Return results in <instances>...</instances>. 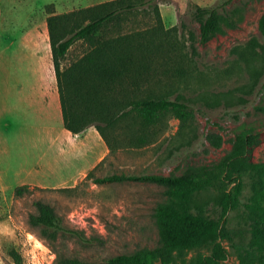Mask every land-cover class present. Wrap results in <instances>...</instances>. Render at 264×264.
Returning <instances> with one entry per match:
<instances>
[{"label":"rangeland","instance_id":"obj_1","mask_svg":"<svg viewBox=\"0 0 264 264\" xmlns=\"http://www.w3.org/2000/svg\"><path fill=\"white\" fill-rule=\"evenodd\" d=\"M108 1L112 0H19L17 18L21 34H31L34 29L37 33L44 32L49 9L63 14ZM219 1L159 0L164 26L177 29L173 40L179 42L182 55H186L183 62L176 63L185 69V76L168 72L161 85L166 93H172V98L180 96L196 108V119L188 129L181 131L180 122L167 116L151 131L152 143L132 148L127 147L128 139L137 127L132 120L126 121L107 131L113 146L119 147L111 153L94 127L77 136L60 133V129H65L60 116L51 123L56 142L52 151L49 139L45 142L39 134L29 146L27 140L13 135L6 139V146L15 141L18 150L14 151L12 145L11 152L4 155L7 172L6 176L0 175V264H16L14 254L19 255L23 264H55L53 247L95 264H104L105 259L115 255L158 247L160 239L153 215L159 204L167 202L165 188L132 181L96 184L95 178L114 174L195 177L218 167L231 153L240 134L252 138L246 159L264 162V59L248 58L244 62L233 53L255 38L264 45L259 31L264 0H232L228 8L239 10L238 26H224L223 32L207 43L198 41L197 54H193L188 33L194 32L199 37L196 11ZM154 24L153 12L147 10L126 18L122 29L129 32ZM88 50L84 43H76L62 67L70 66ZM12 128L7 130L13 132ZM219 138L221 146L215 147L212 142ZM99 151L102 153L92 169L75 180L63 182L88 166ZM51 160L53 169L49 166ZM254 182L253 175L243 177L241 203L250 201ZM23 185H29L30 190L16 196L15 190ZM232 187L233 184L226 185L227 189ZM216 196L217 190L211 189L200 198L206 203L204 214L219 219ZM38 200L50 204L65 224L84 231L93 243L83 244L69 235L60 236L53 244L44 239L40 230L29 224ZM225 220L230 237L221 240L227 258L219 264H262L259 258L240 251L250 240V219L245 209L239 206ZM212 251L213 245L176 251L172 264H193L199 256Z\"/></svg>","mask_w":264,"mask_h":264},{"label":"trees","instance_id":"obj_2","mask_svg":"<svg viewBox=\"0 0 264 264\" xmlns=\"http://www.w3.org/2000/svg\"><path fill=\"white\" fill-rule=\"evenodd\" d=\"M159 4V0H112L63 14H56L53 9L47 11L64 127L73 134L96 128L111 153L119 147L113 146L107 131L114 130L120 123L132 120L136 124V132L129 137L127 147L142 148L152 143L151 131L167 116L180 122L181 131L188 129L196 119L193 104L180 96L172 98V93H166L161 85L168 72L185 76V69L176 63L183 62L186 55H182L179 42L173 40L177 29L165 28ZM230 4L232 0H220L214 6L197 9L199 37L194 32L188 33L193 54H197L198 41L207 43L223 32L224 26H238L239 10L228 8ZM147 10L154 15L152 27L129 32L122 29L126 18ZM259 31L264 39V14L259 21ZM78 42L87 45L88 52L70 66L62 67L70 49ZM233 53L244 62H248V58L264 59V45L255 38ZM212 143L220 147L221 139ZM251 144L252 138L247 134L238 135L233 150L218 167L195 177L114 174L95 178L96 184L127 181L156 184L165 188L167 197V202L159 204L153 215L159 246L115 255L105 259L104 264H172L176 251L206 245H213L212 253L199 256L193 264H219L227 258L221 240L230 237L225 219L239 206L250 219V240L240 251L259 258L264 264V162L246 159ZM247 174L255 176L252 197L248 203H241L239 195ZM228 184L233 187L227 189ZM211 189L217 190L215 202L220 208L219 219L204 214L206 203L200 195ZM29 190V185L20 186L15 195L23 196ZM34 205L37 211L29 216V224L39 229L50 243L65 235L83 244L93 243L84 231L65 224L50 204L38 200ZM53 248L57 256L55 264H95ZM14 256L16 264H23L19 255Z\"/></svg>","mask_w":264,"mask_h":264},{"label":"crops","instance_id":"obj_3","mask_svg":"<svg viewBox=\"0 0 264 264\" xmlns=\"http://www.w3.org/2000/svg\"><path fill=\"white\" fill-rule=\"evenodd\" d=\"M19 0H0V175L6 176L4 155L18 150L17 143L5 145L8 137L27 140V146L39 136L50 141L49 150L56 147L53 141L52 122L62 116L58 82L55 74L47 22L44 32L22 35L18 20ZM36 121H38L36 123ZM63 123V116H62ZM13 127L8 131L9 127ZM64 127V123H63ZM65 128V127H64ZM38 129L39 131H36ZM66 130V131H65ZM60 133L71 135L60 129ZM65 132V133H64ZM58 143V141H57ZM83 143V142H82ZM28 151V150H26ZM99 151L88 166L70 178L77 179L92 169L101 155ZM89 155V154H88ZM88 155L86 157H88ZM53 169L52 160L49 164Z\"/></svg>","mask_w":264,"mask_h":264}]
</instances>
